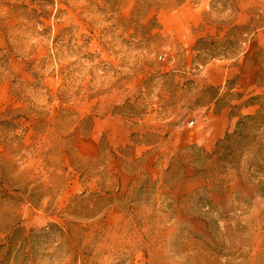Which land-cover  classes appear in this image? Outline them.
Here are the masks:
<instances>
[{"label":"rangeland","instance_id":"obj_1","mask_svg":"<svg viewBox=\"0 0 264 264\" xmlns=\"http://www.w3.org/2000/svg\"><path fill=\"white\" fill-rule=\"evenodd\" d=\"M236 2L210 0L190 48L159 21L199 0H0V264H264V96L211 150L190 147L206 188L180 207L152 183L121 190L120 162L86 143L107 115L177 120L207 101L185 104L193 77L264 23V0H241L253 16L233 25ZM233 181L253 202L203 212Z\"/></svg>","mask_w":264,"mask_h":264},{"label":"crops","instance_id":"obj_2","mask_svg":"<svg viewBox=\"0 0 264 264\" xmlns=\"http://www.w3.org/2000/svg\"><path fill=\"white\" fill-rule=\"evenodd\" d=\"M209 1L199 0L196 6L183 7L164 16L159 21L160 31L183 46L193 48L201 38L211 34L204 22ZM235 1L233 25H246L253 15L241 0ZM167 19L177 23H169ZM252 36L247 44L249 48L218 65L204 66L193 77L185 104L194 105L204 95L211 94V97L195 104L192 114L182 110L181 118L176 120L174 113L163 118L154 111L135 120L122 115L93 120L86 141L95 152L90 161L101 160L104 152L113 153L112 160L120 162L112 167L120 168L116 183L121 190L127 191L146 182L155 184L156 200L169 207H180L183 201L201 193L206 185L197 166L186 155L190 147L211 150L234 127L240 114L251 113L255 108L248 102L250 97L264 96V58L257 56L258 51L264 56V23ZM255 195L250 183L233 181L223 192L208 194L202 211H235L239 203L253 202ZM192 221L205 228L202 219Z\"/></svg>","mask_w":264,"mask_h":264},{"label":"built area","instance_id":"obj_3","mask_svg":"<svg viewBox=\"0 0 264 264\" xmlns=\"http://www.w3.org/2000/svg\"><path fill=\"white\" fill-rule=\"evenodd\" d=\"M192 123H190V125H191Z\"/></svg>","mask_w":264,"mask_h":264}]
</instances>
